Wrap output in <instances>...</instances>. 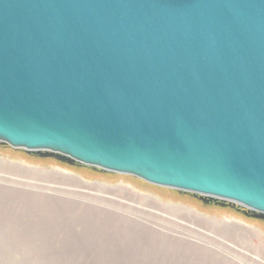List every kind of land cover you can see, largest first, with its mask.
Returning a JSON list of instances; mask_svg holds the SVG:
<instances>
[{
    "label": "water",
    "instance_id": "95a60500",
    "mask_svg": "<svg viewBox=\"0 0 264 264\" xmlns=\"http://www.w3.org/2000/svg\"><path fill=\"white\" fill-rule=\"evenodd\" d=\"M0 145L264 221V0H0Z\"/></svg>",
    "mask_w": 264,
    "mask_h": 264
},
{
    "label": "rangeland",
    "instance_id": "374dc122",
    "mask_svg": "<svg viewBox=\"0 0 264 264\" xmlns=\"http://www.w3.org/2000/svg\"><path fill=\"white\" fill-rule=\"evenodd\" d=\"M0 264H264V221L0 145Z\"/></svg>",
    "mask_w": 264,
    "mask_h": 264
}]
</instances>
